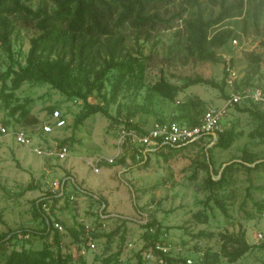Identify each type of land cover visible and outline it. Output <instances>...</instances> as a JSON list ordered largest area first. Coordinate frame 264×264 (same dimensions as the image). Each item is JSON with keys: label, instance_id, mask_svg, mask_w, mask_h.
Listing matches in <instances>:
<instances>
[{"label": "rangeland", "instance_id": "rangeland-1", "mask_svg": "<svg viewBox=\"0 0 264 264\" xmlns=\"http://www.w3.org/2000/svg\"><path fill=\"white\" fill-rule=\"evenodd\" d=\"M197 1L160 0L154 7L170 23L158 25L148 35L138 33L129 24L118 31L121 44L117 59L124 68L111 70L102 91L95 90L88 97L89 103L105 107L110 117L93 115L75 129V118L84 111L83 100L69 98L48 83L26 81L13 90L11 78L7 81L6 93L13 95L11 107L24 105L37 123L21 122L19 114L13 116L0 99V125L10 131L8 135L0 133V237L20 228L43 229L45 221L35 209L36 201L51 195L55 185L67 182L64 196L50 198L51 211L44 213L63 226L59 231L62 249L75 261L82 257L89 264L107 259L111 264H137V243L148 238L145 224L156 221V235L171 243L174 263L184 264L186 258H192L195 264H264V165L250 172L240 163L244 158L257 163L264 160V121L239 111L250 108L261 112L258 106L243 103L229 109L221 129L232 132L235 140L227 149H211L213 167L208 165L205 153L206 147L212 145L203 143L162 149L149 156L146 166L133 159H124L123 163L116 159L112 165L105 161L116 153L121 121L141 129L169 120L193 126L208 107L223 105L225 57H232L241 85L264 88V0L251 5L244 0L242 16L227 18L210 30L211 36L217 30L231 28L240 44V48L233 49L229 40L223 47L209 49L213 60L198 56L189 39V23L200 14L205 20L215 19L221 12V3L241 0ZM24 3L33 10L56 7L53 0ZM9 21L15 28L10 38L12 58L0 44V73L10 66L16 70L26 66L31 40L40 34L30 18L11 15ZM256 55L260 57L258 63L253 60ZM106 57L105 51L97 54L93 61L96 70ZM75 74L82 79L81 71L76 69ZM198 76L219 83L223 89L205 84L184 88L188 79ZM90 77L93 79L94 73ZM161 80L177 87L172 100L154 90ZM55 109L63 111L68 126L49 136L46 144L68 146L67 157H40L15 142L11 132L18 129L31 132L39 138L37 142L42 140L40 125L50 119ZM92 159H102L100 173L89 165ZM227 165L231 167L226 171L224 186L211 188L209 175H220ZM218 200L225 203L228 215L218 207ZM100 210L107 218H100ZM205 216L207 222H201ZM85 224L94 229L97 247L82 254ZM240 231L245 232L252 249L231 263L220 254L221 235ZM51 239L52 236L15 239L10 248L49 246L55 251ZM129 243L137 247L129 248ZM152 264H159L158 260Z\"/></svg>", "mask_w": 264, "mask_h": 264}, {"label": "trees", "instance_id": "trees-1", "mask_svg": "<svg viewBox=\"0 0 264 264\" xmlns=\"http://www.w3.org/2000/svg\"><path fill=\"white\" fill-rule=\"evenodd\" d=\"M256 1L247 0V4L251 5ZM53 2L56 7L52 10L47 7L33 10L24 3V0H0V44L6 48L9 57L12 58L10 38L15 30L9 21V16L19 15L30 18L36 22V29L40 33L39 36L31 40L26 66H21L17 70L10 66L5 72L0 73V99L4 102L5 107L10 109L13 116L19 114L21 122L34 124L37 123V120L31 119L30 112L24 105L11 107L13 95L6 93L9 89L7 81L11 78L13 90L19 88L26 81L48 83L69 98L76 97L83 100L84 111L75 118V129H77L79 125L93 115L101 113L110 117L105 107L89 103L88 97L95 90L102 91L104 81L111 70L124 68L117 59L118 48L121 44L119 37H117L118 31L129 24L138 33L148 35L151 31L156 30L158 25H168L170 21L164 19L154 7L160 0H53ZM197 2L194 0V3ZM245 5L244 0L233 4L224 1L221 3V12L217 18L205 20L200 14L189 23V39L201 59L213 60V55L209 53V49L223 47L228 44L231 38L238 37L231 28L217 30L211 36L210 30L227 18L242 16ZM60 51L64 52L61 54ZM102 51L107 53V57L104 58L103 66L96 70L93 61L97 54ZM68 55L71 57L69 60L67 59ZM75 59H77V63H75ZM253 60L258 63L260 57L253 56ZM76 69L83 73L82 79L75 74ZM93 73L94 78L91 79L90 76ZM197 84L223 89L219 83L200 76L188 79L184 88ZM153 88L170 100L178 92L175 85L164 80L156 83ZM239 111L248 112L256 120L264 121L262 111L254 112L250 108H241ZM126 124L141 129L129 121ZM217 136L216 143L212 147L207 146L205 149L208 165L211 167H213L211 149L214 147L227 149L235 140V135L230 131L219 132ZM194 143L198 142L167 148H186ZM124 159L119 162L123 163ZM148 162L149 156L140 161L139 165L146 166ZM240 163L247 171L251 172L264 165V160L257 163L256 160L244 158L241 159ZM230 167L231 165L225 166L220 175L219 173L217 175L211 173L208 177L209 186L222 188L226 180V171ZM215 176L220 177L215 178ZM50 198H56V196L49 195L38 199L35 203V209L45 221L43 229L20 228L10 230L0 237V264H89L82 257L75 261L71 255L64 253L61 235L57 229H54L51 219L45 215L42 209V203H48ZM103 203L106 206V202L103 201ZM217 205L225 215H228V210L223 201L218 200ZM204 218L200 221L207 222V216ZM155 225L156 221H153L145 226L147 228ZM20 234L38 236L42 239H48L52 236L56 250H52L49 246L41 249L10 248L11 243L18 239ZM146 235L147 237L150 236L149 234ZM221 239L220 254L231 263L238 261L252 249V245L246 240L244 231L236 234H223ZM214 256L219 257L218 254ZM165 260L168 264H179L177 261L174 263L172 258L167 257ZM183 262L186 264L185 261ZM92 264L111 263L110 259H107L101 263ZM137 264H144L141 254H138Z\"/></svg>", "mask_w": 264, "mask_h": 264}, {"label": "built area", "instance_id": "built-area-1", "mask_svg": "<svg viewBox=\"0 0 264 264\" xmlns=\"http://www.w3.org/2000/svg\"><path fill=\"white\" fill-rule=\"evenodd\" d=\"M230 46L233 49L240 48L239 40L237 37L230 39ZM224 64V87L226 90V101L221 106L208 107L202 115L200 122L197 125H187L177 120L157 121L150 129H137L132 125H127V121H121L118 127L117 150L113 157L105 159L106 163L112 165L116 159H133L140 162L146 159L154 152H158L167 147H175L178 145L198 142L203 144L214 145L217 141V133L222 132L221 122L228 114L231 107L247 103L256 105L264 111V88L248 87L241 85L240 76L233 63L232 57H225ZM179 103V101H178ZM68 126V121L64 113L60 109H55L51 113L50 119L40 125V132L42 140L37 142L36 138L31 132L23 129H18L11 134L14 136L15 142L23 146L34 154L46 158H65L69 154L68 146L57 143L46 144L49 136L58 131L64 130ZM0 133L2 135L10 134L7 126L0 125ZM102 159H92L89 165L93 168L95 173L101 172L100 163ZM126 169V167H124ZM65 184H58L51 190V195L56 197H63L65 194ZM74 200V197H71ZM43 212L50 213L51 207L47 202L42 203ZM101 219L107 218L99 211ZM54 229L58 231L63 230V226L54 220H51ZM149 223H146L147 225ZM157 227L151 226L146 228L144 234L150 236L141 239L138 244V253L141 254L143 262L154 263L156 259L159 264H168L165 260L167 257L171 258V243L163 238H157ZM262 238V235H259ZM30 235L20 234L19 240L30 239ZM53 240V239H51ZM137 244L129 243V248H136ZM83 249L82 254L86 250L93 251L97 247V238L94 229L89 225H84V236L82 238ZM186 264H195L192 258L185 259Z\"/></svg>", "mask_w": 264, "mask_h": 264}, {"label": "crops", "instance_id": "crops-1", "mask_svg": "<svg viewBox=\"0 0 264 264\" xmlns=\"http://www.w3.org/2000/svg\"><path fill=\"white\" fill-rule=\"evenodd\" d=\"M126 160V159H125ZM124 166H127V164L125 163V165ZM122 171H123V169H121ZM124 170H126V169H124ZM64 184H65V188L67 189V187L69 186L68 185V183L67 182H64ZM77 188H79L81 191H83V192H85V189L83 188V187H80V185H78L77 183H73ZM56 198H58V197H56ZM61 215H59V217H60ZM78 228V227H77Z\"/></svg>", "mask_w": 264, "mask_h": 264}]
</instances>
